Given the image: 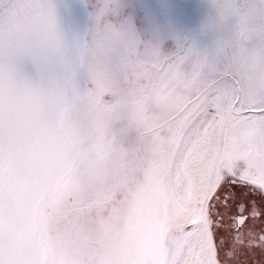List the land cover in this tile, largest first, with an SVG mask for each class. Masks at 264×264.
I'll use <instances>...</instances> for the list:
<instances>
[{"label":"clouds","instance_id":"1","mask_svg":"<svg viewBox=\"0 0 264 264\" xmlns=\"http://www.w3.org/2000/svg\"><path fill=\"white\" fill-rule=\"evenodd\" d=\"M62 0H0V181L51 194L78 193L53 218L49 242L75 264H104L120 239L148 154L142 126L156 105L135 68L153 52L183 56L193 87L210 76L264 99V0H193L195 40L146 39L125 0H80L88 24L69 35Z\"/></svg>","mask_w":264,"mask_h":264},{"label":"snow or ice","instance_id":"2","mask_svg":"<svg viewBox=\"0 0 264 264\" xmlns=\"http://www.w3.org/2000/svg\"><path fill=\"white\" fill-rule=\"evenodd\" d=\"M194 71L180 52L135 68L156 105L142 126L148 160L104 264H264V99L210 76L193 87ZM79 207L71 187L0 181V264H75L48 225Z\"/></svg>","mask_w":264,"mask_h":264},{"label":"rangeland","instance_id":"3","mask_svg":"<svg viewBox=\"0 0 264 264\" xmlns=\"http://www.w3.org/2000/svg\"><path fill=\"white\" fill-rule=\"evenodd\" d=\"M151 4L160 7L166 17L181 27V33L185 40H195L199 47L207 44V39L197 32L199 13L193 7V0H150ZM149 5V0H125L124 8L133 21L134 27L138 22L153 18L152 12L145 15L142 10ZM58 17L61 27L69 34L83 30L88 24L87 12L80 4V0H62L58 6ZM145 37L147 29L138 30Z\"/></svg>","mask_w":264,"mask_h":264},{"label":"crops","instance_id":"4","mask_svg":"<svg viewBox=\"0 0 264 264\" xmlns=\"http://www.w3.org/2000/svg\"><path fill=\"white\" fill-rule=\"evenodd\" d=\"M144 15L147 12L153 13V18L146 19L145 16H143V20L138 22V25L135 26L136 29H147V34L142 36L146 39H164L167 41V39L171 36L176 37L177 39L185 40V37H183L181 33V27L174 23L173 21L169 20L164 11L154 4L150 3L146 6L143 10ZM199 46V44H197Z\"/></svg>","mask_w":264,"mask_h":264}]
</instances>
